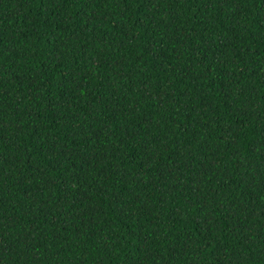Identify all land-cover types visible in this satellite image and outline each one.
I'll return each instance as SVG.
<instances>
[{"label": "trees", "instance_id": "1", "mask_svg": "<svg viewBox=\"0 0 264 264\" xmlns=\"http://www.w3.org/2000/svg\"><path fill=\"white\" fill-rule=\"evenodd\" d=\"M0 264H264V0H0Z\"/></svg>", "mask_w": 264, "mask_h": 264}]
</instances>
